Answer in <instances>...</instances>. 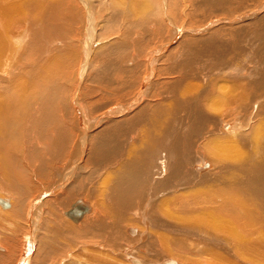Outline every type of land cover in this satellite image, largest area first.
I'll list each match as a JSON object with an SVG mask.
<instances>
[{
	"label": "bare ground",
	"instance_id": "bare-ground-1",
	"mask_svg": "<svg viewBox=\"0 0 264 264\" xmlns=\"http://www.w3.org/2000/svg\"><path fill=\"white\" fill-rule=\"evenodd\" d=\"M263 9L0 0V244L22 242L17 264H264Z\"/></svg>",
	"mask_w": 264,
	"mask_h": 264
},
{
	"label": "rangeland",
	"instance_id": "rangeland-1",
	"mask_svg": "<svg viewBox=\"0 0 264 264\" xmlns=\"http://www.w3.org/2000/svg\"><path fill=\"white\" fill-rule=\"evenodd\" d=\"M261 2L263 3L264 2V0H261ZM254 5H256V6H258V4L257 3H252V2H249L248 4H244V7H243V14L244 13H246V12H251V9H252V11H256V10H258L257 8H254ZM262 5V4H261ZM246 6V7H245ZM249 6V7H248ZM180 8H181V6H180ZM251 8V9H250ZM187 9H188V11H187V13H188V15H189V18H191L192 17V11H191V7H190V3L188 4V7H187ZM232 10H234L233 12L231 11V10H229L228 11V13H229V15H231L229 18H232L233 16H238L239 14L238 13H241L242 11H237V9L235 10V8H233ZM247 10V11H246ZM248 10H250V11H248ZM246 11V12H245ZM262 11H264V9L262 10ZM194 14V16L195 17H197V18H192V20H194V21H196V19H197V21H202V19H199L200 18V16H202V12H199V11H197V12H195V13H193ZM262 14V13H261ZM224 15V16H223ZM241 15H242V13H241ZM214 17H216V16H214ZM219 17H221V18H227L226 17V13H223L221 16H219ZM198 25V24H197ZM243 25V24H242ZM241 25V26H242ZM243 27H245V26H243ZM109 38H112V35L111 36H109ZM87 84H89V85H87ZM92 83H86V81H82V86H81V88H82V90L84 91L83 92V94L82 93H79V97L80 98H83V99H85V105H89V102H91V101H94V100H98V96L96 95L97 93L95 92V89L92 87V85H91ZM86 86H89V88L90 89H85L86 88ZM99 85H96L95 84V88L96 87H98ZM84 87V88H83ZM92 87V88H91ZM92 89V90H91ZM97 89V88H96ZM88 91H89V94H90V96L89 97H85L84 95H86L87 93H88ZM92 93V94H91ZM94 97V98H93ZM95 97H96V99H95ZM91 200L92 201H94L95 200V198H94V195H92L91 197ZM94 200H93V199ZM66 217V216H65ZM68 219V218H67ZM18 241H16L15 242V244H11V246H14L15 245V248L13 249V251H10V249H9V246L8 245H6V244H0V247H3V249H5L6 251L5 252H1L0 251V264H17V262H18V260H19V254H20V247H19V245L22 243V242H20V240L19 239H17ZM5 242V241H4ZM6 243V242H5ZM6 245V246H5ZM21 246V245H20ZM12 252V254H9V253H11ZM7 253V254H6ZM37 253V252H36ZM49 254H50V256H49ZM47 253V254H45L43 257L45 258H43L42 256H41V254H39L41 257L39 258V256H38V254H37V258L36 259H34L35 258V256L31 259V264H38L40 261V259H41V261L42 262H40L39 264H52L53 262L55 263V261L57 262V260H56V258L57 257H55V254L53 253V254H51V253ZM10 257H9V256ZM11 255H12V257H11ZM14 255H16V257L14 256ZM7 256H8V258H7ZM14 256V257H13ZM187 256H191V254L190 255H187ZM5 257V258H4ZM48 257H50V258H48ZM158 257V256H157ZM162 257H164V258H158L157 260H155L156 262L157 261H159V260H161V259H165L166 257H165V255L164 256H162ZM17 258V259H16ZM173 258H175V257H173ZM228 260H230V259H234V258H230V257H226ZM44 259V260H43ZM52 259H55V260H53L52 261ZM46 260V261H45ZM32 261H34V262H32ZM37 261H39V262H37ZM49 261V262H48ZM231 261V260H230ZM233 261H235V259L233 260ZM37 262V263H36ZM51 262V263H50Z\"/></svg>",
	"mask_w": 264,
	"mask_h": 264
},
{
	"label": "water",
	"instance_id": "water-1",
	"mask_svg": "<svg viewBox=\"0 0 264 264\" xmlns=\"http://www.w3.org/2000/svg\"><path fill=\"white\" fill-rule=\"evenodd\" d=\"M0 204L4 205V206H8L7 203L3 202L2 200H0ZM86 208L85 207H80L79 205H72L71 209L69 211H67V216L77 222L83 215V213L85 212ZM168 264H172V263H168Z\"/></svg>",
	"mask_w": 264,
	"mask_h": 264
}]
</instances>
